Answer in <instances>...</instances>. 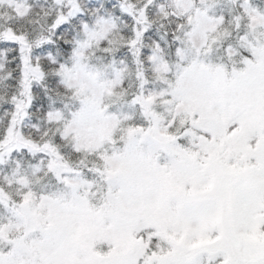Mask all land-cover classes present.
I'll list each match as a JSON object with an SVG mask.
<instances>
[{
	"label": "snow or ice",
	"instance_id": "obj_1",
	"mask_svg": "<svg viewBox=\"0 0 264 264\" xmlns=\"http://www.w3.org/2000/svg\"><path fill=\"white\" fill-rule=\"evenodd\" d=\"M0 264H264V0H0Z\"/></svg>",
	"mask_w": 264,
	"mask_h": 264
},
{
	"label": "trees",
	"instance_id": "obj_2",
	"mask_svg": "<svg viewBox=\"0 0 264 264\" xmlns=\"http://www.w3.org/2000/svg\"><path fill=\"white\" fill-rule=\"evenodd\" d=\"M39 3H41V4H43V3H45V0H39ZM3 91V89H0V92H2ZM3 116V111H2V109H0V117H2Z\"/></svg>",
	"mask_w": 264,
	"mask_h": 264
}]
</instances>
